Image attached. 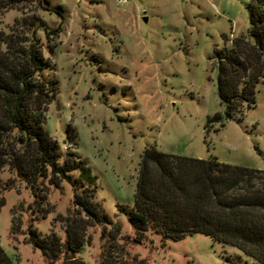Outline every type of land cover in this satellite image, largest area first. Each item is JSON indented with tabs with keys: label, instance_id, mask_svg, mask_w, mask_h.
Here are the masks:
<instances>
[{
	"label": "rangeland",
	"instance_id": "obj_1",
	"mask_svg": "<svg viewBox=\"0 0 264 264\" xmlns=\"http://www.w3.org/2000/svg\"><path fill=\"white\" fill-rule=\"evenodd\" d=\"M39 1V3L37 2ZM255 0H49L65 19L59 36L58 9L45 0L0 12V37L25 41L23 17L33 13L44 54L58 79L45 128L63 154H80L96 177L95 200L109 216L95 222L73 202V186L40 178L32 188L5 167L0 172V244L16 264H62L64 253L47 257L29 239V228L67 239V222L84 225L85 244L75 253L88 264L111 254L140 264H261L239 248L203 232L163 238L152 229L138 232L119 207L134 205L137 173L145 148L264 169V74L255 105L240 118H227L217 88L216 48L249 36ZM41 2V3H40ZM44 5V6H43ZM50 45H53V50ZM261 65L264 71V54ZM264 73V72H263ZM216 113L222 119H210ZM224 122V125L221 123ZM75 142L68 141L69 128ZM63 160V159H62ZM61 160V161H62ZM77 179L78 171L71 173ZM10 179L11 186L5 185ZM6 187V188H5ZM44 195L45 198H42Z\"/></svg>",
	"mask_w": 264,
	"mask_h": 264
},
{
	"label": "trees",
	"instance_id": "obj_2",
	"mask_svg": "<svg viewBox=\"0 0 264 264\" xmlns=\"http://www.w3.org/2000/svg\"><path fill=\"white\" fill-rule=\"evenodd\" d=\"M31 1L36 0H0V12ZM45 1L48 9H58L62 15L59 25L45 27L49 39L59 36L65 15L61 5L52 7ZM250 20L252 41L235 38L231 47L216 48L217 88L227 118L242 116L255 105L256 86L264 74V0L251 4ZM45 24L33 13L21 22L25 41H18L19 35L13 33L0 37V172L8 167L32 188L46 177L57 186L63 180L80 186V192L74 191L75 206L95 222H107L108 214L95 200L96 177L87 162L74 150L63 154L45 128L49 105L59 91L58 79L44 72L52 67L39 36V26ZM220 118L222 114L216 113L210 119ZM67 137L76 143L74 128L68 129ZM74 171L79 172L77 179L72 178ZM13 183L10 179L5 185ZM4 204L1 196L0 207ZM119 207L138 232L152 229L171 239L203 232L264 264V169L223 162L215 155L202 158L147 147L139 162L134 205ZM28 231L30 241L47 257L64 253L62 264H88L75 256L85 244L81 219L67 222L65 243L56 233L42 235L32 227ZM0 264H16L1 244ZM101 264L140 263L109 254Z\"/></svg>",
	"mask_w": 264,
	"mask_h": 264
},
{
	"label": "built area",
	"instance_id": "obj_3",
	"mask_svg": "<svg viewBox=\"0 0 264 264\" xmlns=\"http://www.w3.org/2000/svg\"><path fill=\"white\" fill-rule=\"evenodd\" d=\"M126 0H119V2H125Z\"/></svg>",
	"mask_w": 264,
	"mask_h": 264
}]
</instances>
